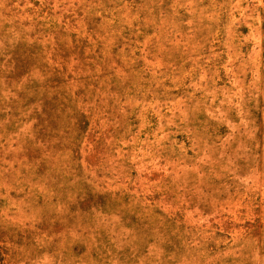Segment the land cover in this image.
<instances>
[{"label": "rangeland", "instance_id": "374dc122", "mask_svg": "<svg viewBox=\"0 0 264 264\" xmlns=\"http://www.w3.org/2000/svg\"><path fill=\"white\" fill-rule=\"evenodd\" d=\"M0 264H264V0H0Z\"/></svg>", "mask_w": 264, "mask_h": 264}]
</instances>
